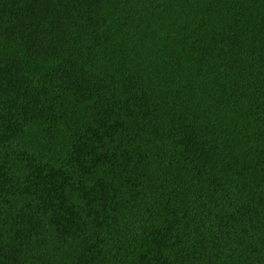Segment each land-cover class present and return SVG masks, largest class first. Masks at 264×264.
Instances as JSON below:
<instances>
[{
  "label": "trees",
  "instance_id": "trees-1",
  "mask_svg": "<svg viewBox=\"0 0 264 264\" xmlns=\"http://www.w3.org/2000/svg\"><path fill=\"white\" fill-rule=\"evenodd\" d=\"M0 264H264V0H0Z\"/></svg>",
  "mask_w": 264,
  "mask_h": 264
}]
</instances>
